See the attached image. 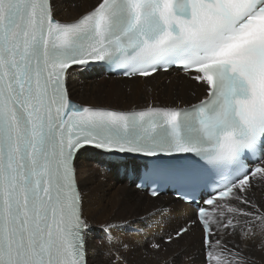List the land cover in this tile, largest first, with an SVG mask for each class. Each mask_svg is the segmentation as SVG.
<instances>
[{"label":"snow or ice","instance_id":"1","mask_svg":"<svg viewBox=\"0 0 264 264\" xmlns=\"http://www.w3.org/2000/svg\"><path fill=\"white\" fill-rule=\"evenodd\" d=\"M96 67L145 93L77 101L74 75ZM89 152L143 162L136 187L171 188L191 217L143 244L115 218L94 236ZM171 246L165 264H264V0H0V264H144Z\"/></svg>","mask_w":264,"mask_h":264},{"label":"bare ground","instance_id":"2","mask_svg":"<svg viewBox=\"0 0 264 264\" xmlns=\"http://www.w3.org/2000/svg\"><path fill=\"white\" fill-rule=\"evenodd\" d=\"M93 73V75H103L102 70H95ZM77 75H88L86 80L83 82V86H81L82 84L80 85L81 79L77 77L74 78L75 89L78 92V96L80 95L79 97H82L81 95L83 94L84 98L94 101L95 99L100 98L101 95H103V93H101L96 87V82H98V80H96L97 78L94 79L93 75L89 74L88 72H83V74L82 72H79L77 73ZM161 96L163 95L161 94ZM79 165L81 171L82 187L86 186L87 193L90 197V211L96 217L95 223L101 226L104 222L112 218H115L117 221H120L119 218L121 215L125 217L123 221L128 222L127 227L123 231L117 233L118 238L121 240H135L139 241L141 244L147 243L151 240L158 241L160 240L161 235L165 234L166 232H170L171 229L178 226L179 223L181 224L182 220L186 219L187 215L191 216L193 213L192 208L183 205L179 201L171 199L168 195L160 196L157 199H149L148 197H146L145 194L135 191L132 186L128 187L125 181L118 182L117 185L114 187H111L110 185L106 184L105 177L101 174H97L94 170V167L97 168L96 166H98L99 168L105 166L108 167V165H110L100 154H97L95 152H89L85 154L79 160ZM111 167L113 168L114 165H111ZM117 186L121 188H118ZM117 196H119L120 199L117 200ZM128 196H134L136 198V204H134L133 207L130 208L131 215L129 216L126 215V210L128 208L125 207L127 206L126 199ZM159 199H162V201H160ZM138 203H144L147 205L154 206L151 209L143 211L140 210ZM167 206H172L176 210L181 211V213L176 212L177 214L173 215L174 217L172 215H169L168 212L167 216H163L162 213L151 215V213H153L157 209H162V211L160 212H164ZM162 217L163 220L161 219ZM170 217L173 218L171 219ZM157 225L161 226V228H159L157 231H154L157 228ZM154 232H157L158 237L154 235ZM93 235L101 236L103 235V233L95 231ZM180 243L182 247H188L193 243V241L190 238H186L185 241H182ZM173 251H176L175 246L169 247L167 253L161 252L159 261L148 259L144 262V264H165L166 261H170L172 259L171 253ZM96 259H98L99 264V262L102 260V257L99 255V253H97Z\"/></svg>","mask_w":264,"mask_h":264},{"label":"rangeland","instance_id":"3","mask_svg":"<svg viewBox=\"0 0 264 264\" xmlns=\"http://www.w3.org/2000/svg\"><path fill=\"white\" fill-rule=\"evenodd\" d=\"M85 2H88V0H85ZM84 73H86V72H84ZM88 73L91 74V75L94 74L93 72H88ZM82 74H83V72H82ZM76 77L79 78V79H81L80 85L82 84L81 86H83V84H84L83 82L86 80V78L88 77V75H86V76H78L77 73H76L75 76H74V78H76ZM93 77H94V79L97 78L96 80H98V82H96V85H97L96 87L98 88V90L101 93H103V96H102L103 97V99H102L103 102H102V104H106V102H109V101H115V102H117L118 99L122 101L123 97L124 96H127V95H128L127 97L130 100H135V101L138 100L139 101L138 98H140V94L145 93V90H146V86L143 85V84L127 82V81H124V80H121V79H111L110 77H104L101 74L93 75ZM172 78L173 79L175 78V73H173V77ZM147 87H152V85H149ZM81 96H82V98L84 97L83 94ZM163 97L164 96H161V99H163V100L166 99L167 100L166 97H164V98ZM82 98L81 97H78V98H75V99L77 101H79V102L95 104L91 100H88L87 99V101H84V100H82ZM123 106H126V104H124ZM96 167L97 168L94 167V170L96 171V173L103 175L105 177L106 184L110 185L111 187L116 186L118 182H123L124 181V179H122V180L116 179V174H117L116 169H117V166H114L113 168L111 167V165H108V167H106V166L105 167H99V168H98V166H96ZM118 188H121V187H118ZM126 200H127V204H126L127 206H125V207L128 208L126 210V215L129 216V215H131L130 208L133 207L134 204H136V201H135L136 198L134 196H128ZM159 200L162 201V199H159ZM138 204H139L140 210H143V211H145L147 209H151L154 206V205H147V204H144V203H138ZM167 212H168L169 215H172V216L173 215H176L177 214L176 212L181 213V211L176 210L172 206H167V208H166V210L164 212H159V213H162L163 216H165V215L167 216ZM173 217H170V218L172 219ZM190 217H191L190 215H187L186 219H183L182 222H181V224L179 223L178 226H176L173 229H171L170 232H166L165 234L161 235L160 238L161 237H166V235L168 233H171L172 231H174L175 229H177L178 227H180ZM124 219H125V217L122 216V215L119 218L120 221H123ZM161 219L163 220V217ZM165 219H166V217H165ZM165 219H164V222H165ZM97 225H98L97 223H95V225H94L95 231L96 232L97 231L100 232V230H99L100 229V225H98V226ZM143 225H145V224H143ZM159 228H161V226H158L157 225V228L154 231H157ZM161 231H163V230H161ZM154 235L157 236V232H154ZM96 260L98 261V259H96Z\"/></svg>","mask_w":264,"mask_h":264},{"label":"trees","instance_id":"4","mask_svg":"<svg viewBox=\"0 0 264 264\" xmlns=\"http://www.w3.org/2000/svg\"><path fill=\"white\" fill-rule=\"evenodd\" d=\"M74 83H75V80H73V86H74V93H75V95H74V98H78L79 96H78V92H77V90L75 89V85H74ZM103 95H101V97L100 98H97V99H95L94 101H93V103H102L103 102V97H102ZM140 96H141V94H140ZM82 98V97H81ZM82 100H84V101H87V98H84L83 97V99ZM167 101V100H166ZM116 102L115 101H109V102H106V104H115Z\"/></svg>","mask_w":264,"mask_h":264}]
</instances>
